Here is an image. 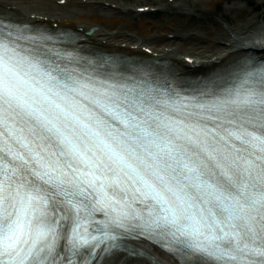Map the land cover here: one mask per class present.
Instances as JSON below:
<instances>
[{
    "label": "snow or ice",
    "instance_id": "6c2138e0",
    "mask_svg": "<svg viewBox=\"0 0 264 264\" xmlns=\"http://www.w3.org/2000/svg\"><path fill=\"white\" fill-rule=\"evenodd\" d=\"M26 32L0 23V264L141 236L179 264H264V65L187 90Z\"/></svg>",
    "mask_w": 264,
    "mask_h": 264
},
{
    "label": "bare ground",
    "instance_id": "6f19581e",
    "mask_svg": "<svg viewBox=\"0 0 264 264\" xmlns=\"http://www.w3.org/2000/svg\"><path fill=\"white\" fill-rule=\"evenodd\" d=\"M25 1L29 4L27 9L26 5L14 0H0V6L12 15L19 14L35 23L56 22L58 26L84 32L80 42L92 48L134 57L155 56L186 74H205L207 70L238 60L245 51L264 48V19L262 22H253L252 18H240L241 11L250 4L249 0L245 4L235 2L227 7L233 18H239L235 26L221 25L217 29L215 26L193 27L187 22L184 23L186 26L172 21L161 25L160 21L148 17L136 24L131 19L139 14L144 17L154 6L165 7L162 0L141 3L136 5V9L126 4L120 6L116 2L118 0ZM196 2L203 4L200 0ZM169 3L182 13L190 14L193 11L188 0H174L166 4ZM215 4L214 0L204 3L206 7ZM225 18L228 19L226 15ZM253 25H257V31L250 29ZM88 30L91 31L88 33ZM187 44L192 46L187 47ZM130 250L136 253L131 255ZM100 264H179V261L147 242L135 240L125 251L105 257Z\"/></svg>",
    "mask_w": 264,
    "mask_h": 264
},
{
    "label": "rangeland",
    "instance_id": "374dc122",
    "mask_svg": "<svg viewBox=\"0 0 264 264\" xmlns=\"http://www.w3.org/2000/svg\"><path fill=\"white\" fill-rule=\"evenodd\" d=\"M169 1L172 0H162V4H165V7H162L160 5L154 6V10H152L153 14L147 13V15H145L144 17L140 16V14L136 18H132L131 16L129 17H131V19L136 24L139 23L141 19L148 17L150 19L160 21L161 25H165V22L167 21H172L181 26H186L184 23L187 22L190 23L193 27L202 26L210 28L215 26V28L217 29V27H220L221 25L228 27L230 25L235 26L239 21V18H233V14L229 10H227V7L235 2H240L241 4H245L247 2L246 0H214V2H216L215 5L206 7L204 3L212 0H200L203 4H197L196 0H188V3L190 5L192 4L191 6L193 7V11L190 12V14H187L182 13L177 9H173L170 3L169 5H167L166 3H168ZM147 2H150V0L117 1V3L121 6L126 4L127 6H130L132 8H136V5ZM249 2L250 4L247 5L243 11H241L243 13L240 18H252L253 22H259V20L262 22V19H264V0H249ZM225 15L226 17H228V19L225 18ZM186 46L190 47L192 45L187 44Z\"/></svg>",
    "mask_w": 264,
    "mask_h": 264
}]
</instances>
